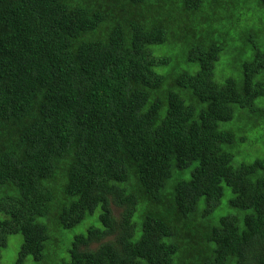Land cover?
<instances>
[{
  "label": "trees",
  "instance_id": "obj_1",
  "mask_svg": "<svg viewBox=\"0 0 264 264\" xmlns=\"http://www.w3.org/2000/svg\"><path fill=\"white\" fill-rule=\"evenodd\" d=\"M250 125L264 0H0V261L264 264Z\"/></svg>",
  "mask_w": 264,
  "mask_h": 264
},
{
  "label": "rangeland",
  "instance_id": "obj_2",
  "mask_svg": "<svg viewBox=\"0 0 264 264\" xmlns=\"http://www.w3.org/2000/svg\"><path fill=\"white\" fill-rule=\"evenodd\" d=\"M235 44H240V42L237 40L233 45ZM164 47V50L161 49V54H165L170 58L169 63L163 67L157 68L156 70L159 73H167L169 75V78L167 79L164 86L168 87L169 82L171 81H169L170 78L174 77L181 70H185L190 67L196 68V66L193 64H186L182 50L176 45L174 48L166 46ZM216 78L218 79L217 73ZM249 122L252 121L249 120ZM244 135L246 136V140L244 142H238L234 149L235 153L239 155L234 158V164L240 162V159L250 161L256 156H262L257 153H259L261 150H264V130L262 128H253V125H250L249 132H245ZM20 238L21 236L11 235L9 239V246H7V248L1 252L0 264H2L4 261H8V264H16V260L14 258L16 257L17 250L19 249L18 246L21 242ZM43 261L44 263H47L45 260ZM24 264H42V262L36 263L31 257V259L27 260Z\"/></svg>",
  "mask_w": 264,
  "mask_h": 264
},
{
  "label": "clouds",
  "instance_id": "obj_3",
  "mask_svg": "<svg viewBox=\"0 0 264 264\" xmlns=\"http://www.w3.org/2000/svg\"><path fill=\"white\" fill-rule=\"evenodd\" d=\"M246 139H244V140H242V141H240V142H244ZM238 143V142H237ZM237 143H236V145H237ZM236 147V146H235ZM234 167H236V166H234Z\"/></svg>",
  "mask_w": 264,
  "mask_h": 264
}]
</instances>
